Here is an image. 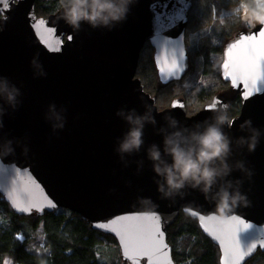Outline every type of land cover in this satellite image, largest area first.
I'll list each match as a JSON object with an SVG mask.
<instances>
[{
  "label": "water",
  "instance_id": "1",
  "mask_svg": "<svg viewBox=\"0 0 264 264\" xmlns=\"http://www.w3.org/2000/svg\"><path fill=\"white\" fill-rule=\"evenodd\" d=\"M36 1L0 0V193L13 211L69 209L113 236L130 264H176L168 232L181 212L219 247L220 264L264 251V17L225 46L229 88L188 115L182 97L159 110L137 69L150 42L162 84L187 75L193 0H99L120 19L105 9L106 20L77 25L66 19L76 1L48 17ZM82 7L91 14L93 0ZM211 127L228 148L207 162V191L192 179L170 186L169 171L180 182L171 150L196 160ZM133 130L141 143L124 150ZM225 192L244 199L218 210Z\"/></svg>",
  "mask_w": 264,
  "mask_h": 264
},
{
  "label": "trees",
  "instance_id": "2",
  "mask_svg": "<svg viewBox=\"0 0 264 264\" xmlns=\"http://www.w3.org/2000/svg\"><path fill=\"white\" fill-rule=\"evenodd\" d=\"M75 1L37 0L35 10L39 17H48ZM247 11L259 22L264 0H193L186 36L190 68L179 81L160 82L155 50L150 42L145 44L137 77L156 97L159 110L182 97L188 115H194L229 88L221 69L224 49L240 29L251 27L245 23ZM241 108L242 99L237 94L229 118L237 116ZM168 240L176 264H220L219 247L205 235L198 220L184 212L170 227ZM7 260L13 264H130L122 259L113 236L92 229L79 214L59 208L42 216L19 215L0 193V264ZM246 264H264V251Z\"/></svg>",
  "mask_w": 264,
  "mask_h": 264
},
{
  "label": "clouds",
  "instance_id": "3",
  "mask_svg": "<svg viewBox=\"0 0 264 264\" xmlns=\"http://www.w3.org/2000/svg\"><path fill=\"white\" fill-rule=\"evenodd\" d=\"M86 3V0H76V4L73 9L67 13L66 19L67 22L71 25H77L78 22L82 19L88 20L90 22H95L97 18H101L106 20L107 17H101L100 13L105 9L109 10V16H111L114 20H119L120 16L116 14L115 11L112 10L111 5H101L99 0H93V11L89 14L83 7ZM141 132L139 130H133L129 138L122 145L124 150L130 149L131 147H138L141 143ZM200 145L201 149L199 151L198 157L196 160H193L190 156H186L181 150L178 148H173L172 155L174 158L173 167L179 173L180 182H176V178L171 171H169V175L167 178V182L172 187H181L183 181L192 179L197 183L203 181L205 183V191L211 185L212 179L214 176V171L209 169L206 165L207 162L211 159L220 156L222 153L227 151L228 145L225 142V138L222 133L211 127L207 130V132L200 137ZM255 143L249 145L250 150H254ZM156 153H153V156H156ZM204 165V167H202ZM159 171V169H157ZM231 199V204L229 200ZM244 199V197L240 193H236L235 196L229 197L227 192L221 198L220 203L217 205V209H223L225 211L230 210V205L237 204L240 200Z\"/></svg>",
  "mask_w": 264,
  "mask_h": 264
},
{
  "label": "rangeland",
  "instance_id": "4",
  "mask_svg": "<svg viewBox=\"0 0 264 264\" xmlns=\"http://www.w3.org/2000/svg\"><path fill=\"white\" fill-rule=\"evenodd\" d=\"M249 11H247V13H245V16H246V24L247 26H252L254 25L255 23H257V21L255 19H253V14L251 13H248ZM264 12V11H263ZM264 14V13H263ZM244 23V24H245ZM244 27V26H243ZM189 80V78H188ZM6 264H13L10 260H7L6 261Z\"/></svg>",
  "mask_w": 264,
  "mask_h": 264
},
{
  "label": "snow or ice",
  "instance_id": "5",
  "mask_svg": "<svg viewBox=\"0 0 264 264\" xmlns=\"http://www.w3.org/2000/svg\"><path fill=\"white\" fill-rule=\"evenodd\" d=\"M260 36H264V30H261V32L259 33ZM254 37L249 36L248 39H253ZM233 47H235V45H233ZM261 57L264 58V50L261 51L260 53Z\"/></svg>",
  "mask_w": 264,
  "mask_h": 264
},
{
  "label": "flooded vegetation",
  "instance_id": "6",
  "mask_svg": "<svg viewBox=\"0 0 264 264\" xmlns=\"http://www.w3.org/2000/svg\"><path fill=\"white\" fill-rule=\"evenodd\" d=\"M263 17H264V15H263ZM263 17H262V18H263ZM255 24H256V23H255ZM255 24H254V25H255ZM254 25H252V26H251V27H249V28H243V29H251V28H253V27H254ZM240 30H242V29H240Z\"/></svg>",
  "mask_w": 264,
  "mask_h": 264
}]
</instances>
